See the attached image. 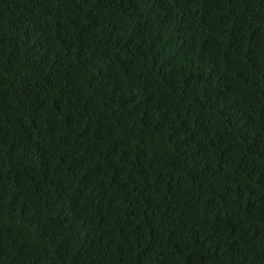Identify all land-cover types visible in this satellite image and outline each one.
<instances>
[{
	"label": "trees",
	"instance_id": "1",
	"mask_svg": "<svg viewBox=\"0 0 264 264\" xmlns=\"http://www.w3.org/2000/svg\"><path fill=\"white\" fill-rule=\"evenodd\" d=\"M0 264H264V0H0Z\"/></svg>",
	"mask_w": 264,
	"mask_h": 264
}]
</instances>
